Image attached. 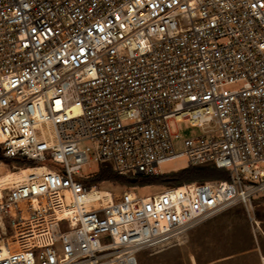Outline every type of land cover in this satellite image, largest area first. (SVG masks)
<instances>
[{
    "label": "built area",
    "instance_id": "2783aa9c",
    "mask_svg": "<svg viewBox=\"0 0 264 264\" xmlns=\"http://www.w3.org/2000/svg\"><path fill=\"white\" fill-rule=\"evenodd\" d=\"M91 156L129 177L186 157L229 179L106 195L82 174ZM0 157L33 164L0 184V264H140L236 204L256 237L264 0H0Z\"/></svg>",
    "mask_w": 264,
    "mask_h": 264
},
{
    "label": "rangeland",
    "instance_id": "374dc122",
    "mask_svg": "<svg viewBox=\"0 0 264 264\" xmlns=\"http://www.w3.org/2000/svg\"><path fill=\"white\" fill-rule=\"evenodd\" d=\"M243 84V81H238L226 85L224 88L225 90L240 89ZM169 125L172 132L180 133L183 136L194 135L198 132L188 122H178L176 119H171ZM91 157L92 159L83 168L82 174L84 176L96 174L102 166L93 159V156ZM14 162H18V160L5 159L4 165L7 168L1 167L0 173L5 174L9 171H15L12 168V165L16 164ZM23 165L24 167L33 166V164L27 165L24 163ZM186 167V157H180L162 163L159 169L164 174H171L177 173ZM262 167L264 168V165ZM135 177L127 176L130 179ZM208 177L210 179H197L181 185H176V180H170L166 183L147 186L137 183L136 186L132 187L130 183L120 182H103L97 184V186L114 194L127 190L137 192L139 195H148L167 187H177L195 182H214L225 178V173L224 170H215ZM251 213L260 222L259 227L262 230V232L256 233V237L252 231L247 209L240 204H236L195 225L184 233L176 243L155 251L143 252L140 256V264H260L259 252H264V192L254 196Z\"/></svg>",
    "mask_w": 264,
    "mask_h": 264
},
{
    "label": "trees",
    "instance_id": "16d2710c",
    "mask_svg": "<svg viewBox=\"0 0 264 264\" xmlns=\"http://www.w3.org/2000/svg\"><path fill=\"white\" fill-rule=\"evenodd\" d=\"M0 161L4 164L5 159L0 157ZM24 164L31 165L32 162L27 161ZM223 171L213 167H202V166H190L184 169H181L177 173L171 174H161L158 176L155 175H138L134 179L127 178V176L119 175L116 173L112 168L108 166H101L99 171L92 175L89 179V183L92 185H97L103 182H120V183H130L132 187L136 186L137 183H140L142 186L147 185H155L160 183H166L170 180H176V185H181L187 182H193L197 179L207 180L206 178L210 179L208 176L214 172ZM228 171L224 170L225 178H221L220 180H227L229 174ZM222 173V172H220ZM136 182V183H135Z\"/></svg>",
    "mask_w": 264,
    "mask_h": 264
},
{
    "label": "bare ground",
    "instance_id": "6f19581e",
    "mask_svg": "<svg viewBox=\"0 0 264 264\" xmlns=\"http://www.w3.org/2000/svg\"><path fill=\"white\" fill-rule=\"evenodd\" d=\"M25 169H21L20 171L16 172V171H9L5 174H1L0 175V184L5 181V180H16L19 179L23 174L28 173L32 167H24ZM102 194H106V195H110V191L107 190H103Z\"/></svg>",
    "mask_w": 264,
    "mask_h": 264
}]
</instances>
